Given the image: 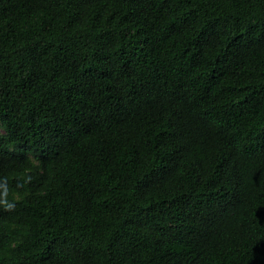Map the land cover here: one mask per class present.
<instances>
[{"label": "trees", "instance_id": "trees-1", "mask_svg": "<svg viewBox=\"0 0 264 264\" xmlns=\"http://www.w3.org/2000/svg\"><path fill=\"white\" fill-rule=\"evenodd\" d=\"M0 264H264V0H0Z\"/></svg>", "mask_w": 264, "mask_h": 264}, {"label": "rangeland", "instance_id": "rangeland-1", "mask_svg": "<svg viewBox=\"0 0 264 264\" xmlns=\"http://www.w3.org/2000/svg\"><path fill=\"white\" fill-rule=\"evenodd\" d=\"M0 131H2V129L0 128Z\"/></svg>", "mask_w": 264, "mask_h": 264}]
</instances>
